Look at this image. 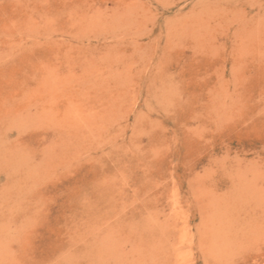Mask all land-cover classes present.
Instances as JSON below:
<instances>
[{
  "label": "rangeland",
  "instance_id": "rangeland-1",
  "mask_svg": "<svg viewBox=\"0 0 264 264\" xmlns=\"http://www.w3.org/2000/svg\"><path fill=\"white\" fill-rule=\"evenodd\" d=\"M0 264H264V0H0Z\"/></svg>",
  "mask_w": 264,
  "mask_h": 264
}]
</instances>
